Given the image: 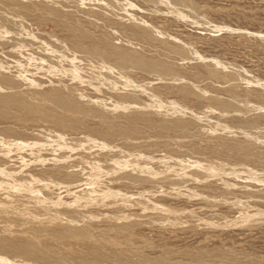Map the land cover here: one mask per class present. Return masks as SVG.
I'll list each match as a JSON object with an SVG mask.
<instances>
[{
  "label": "rangeland",
  "instance_id": "rangeland-1",
  "mask_svg": "<svg viewBox=\"0 0 264 264\" xmlns=\"http://www.w3.org/2000/svg\"><path fill=\"white\" fill-rule=\"evenodd\" d=\"M110 1L113 3L111 9L105 8V0H0V6L10 5L20 10L28 24V30L22 33L18 42L14 40L13 30L0 31V36L6 32L0 45V75L15 76L18 81L22 78L32 87L42 90H55L59 88L60 76L43 74L51 71L49 56L54 53V59L72 62L70 58L78 48L87 50L94 45L91 40L75 39L70 26L75 25V31L78 30L76 35L81 31L97 39L104 35L114 46L144 54L149 53L151 44L136 40L133 30L147 28L164 40L180 43L193 53L195 62L175 61L184 73L197 71L204 79V71L198 70L196 64H214L223 74L237 77L235 95L249 101L262 97L264 104V0H188L195 6L198 17L190 16L168 0ZM154 46H161V43L156 42ZM101 52L106 53L107 49L103 47ZM91 57L94 59L95 56ZM73 61L67 80L63 83L65 94L71 96V88L80 86L83 91L78 96L74 95L76 99L96 109H104L116 120L121 119L119 115L123 110L129 109V97L139 99L144 106V109L132 107L134 114L149 111L148 114L157 124L165 119L174 120L179 114H191V110L185 107L188 102L192 108H202L200 116L205 125L226 128L242 141L255 140L257 149L264 152V138H251L249 133L236 126L238 116L218 112L207 101L200 106L194 97L186 101L175 85L166 86L141 71L125 75V79H136V83L128 87L102 84L94 78L89 68L81 66L76 59ZM95 65H103L105 69H110V74H114V66L110 63ZM146 83L150 85L148 90L145 89ZM214 86L209 90L207 88L211 95L228 97L225 90ZM112 97H123L122 104L109 99ZM41 104L68 120L70 126H64L61 130L66 139L82 138L87 143L106 149L100 158L103 164L113 163L115 155L124 152L121 143L115 150L106 141L101 142L82 129L71 127L73 122H81L91 128L103 127V123L90 116L57 110L49 100H43ZM0 106H4L8 112L5 118H0V133L10 130L21 141L22 136L27 134L51 137L55 133L54 123L50 121L19 119L17 108L6 103ZM163 108L169 110L173 118L162 116L160 111ZM252 112L249 118H258L264 115V108ZM121 125L124 126L125 122H121ZM260 125L264 128V118ZM150 136L154 141L167 142V138L156 135V128L150 130ZM21 144L13 150L0 142V164L10 162L17 167L24 166L31 173H49L54 177L56 201L73 204L78 191H103L82 207L97 208L101 214L99 220L81 224L65 221L63 224L72 229L86 230L91 234L92 244L110 256L116 252L139 260L166 257L173 263H189L191 256L201 255L206 264H264V198L260 197L264 193V167L229 163L232 161L231 153L225 158L227 163L217 166L220 159L217 151L223 148L216 141L195 140V147L208 159V163H202L199 154L189 157L183 151L180 152L181 159L173 163L169 152L155 150L150 145L139 149L136 155L126 154L132 170L140 167V158H137L140 154L144 162L158 164L177 175L185 170L191 176L185 185H171L157 180L154 186L118 181L113 176L101 174L95 180H84L77 186H71L65 179L62 166L74 163L80 158L81 151L89 149L70 148L62 141L52 147H39L30 142ZM111 196L125 202L123 216L126 222L133 224V242L130 245L124 244L126 234L119 233L113 224L116 210L99 207L102 197L111 199ZM138 200L163 206L166 216L178 218L180 224L163 226L155 213L136 203ZM189 216L197 217V223L190 221ZM256 218H260L261 222L256 223ZM220 219L228 224H211ZM106 238L116 240L117 244L108 246ZM63 248L80 258L92 253L83 237L65 242Z\"/></svg>",
  "mask_w": 264,
  "mask_h": 264
},
{
  "label": "bare ground",
  "instance_id": "bare-ground-1",
  "mask_svg": "<svg viewBox=\"0 0 264 264\" xmlns=\"http://www.w3.org/2000/svg\"><path fill=\"white\" fill-rule=\"evenodd\" d=\"M168 1L173 2L178 9L187 11L190 16L195 17L197 15L195 6L188 0ZM112 7L113 3L110 0H105V8L111 9ZM0 26L1 32L13 30L15 32L14 40L17 42L21 40L22 33L28 30V24H26L23 15L20 14V10L18 11L16 7L10 5L0 6ZM70 28L77 36H73L75 39L91 40L94 43L87 50L78 48L70 61L74 62L73 60L76 59L81 66L89 68L98 82L115 87H128L130 84H135L136 79H125V75L135 71L144 72L147 76L157 78L166 86L175 85L178 92L186 97V101H190L194 97L200 106H202V102L207 101L218 112L235 114L238 116L235 125L242 131L249 133L254 139L264 138V128L260 125L264 115L258 118H249L251 111L254 113L264 108L263 98L258 97L257 100L253 101L239 98L234 92L237 77L233 74H223L219 67L214 64H196L198 70L204 71V79L199 76L197 71L184 73L179 65H176V62H195V58L193 53L180 43L164 40L157 33L147 28L134 29L136 40L151 44L149 53L144 54L114 46L104 35L99 39L92 38L85 31L76 35L78 30L75 31V25L70 26ZM5 34L6 32L4 36H0V45L5 39ZM156 42H160L161 46H154ZM103 47L107 49L106 53L101 52ZM91 55L95 56L94 59H91ZM54 58V53H52L48 58L51 71H45L43 74L45 76L48 74L60 76L59 88L42 90L32 87L22 78L18 81L15 76L1 74L0 104L6 103L17 108L19 110L17 118L19 119H42L54 123L55 133H52L51 137L27 134L22 136L23 140L21 141L10 130H4L0 133V142L6 143L13 150L18 148L19 143H22L21 146L30 142L39 147H52L61 141L70 148L89 149L81 151L80 158L74 163L63 164V173L69 185L77 186L84 180H95L99 174L107 177L113 176L118 181L122 180L132 184L147 183L148 186H154L157 180H163L171 185H185L191 178L187 171L181 170V175L174 174L158 164L144 162L145 160L141 159L140 156L142 155L140 154H138L139 157L137 155V158H140L138 160L140 167L132 170V164L127 161L126 154L134 153L136 155L135 152L143 150L146 145H150L155 150L164 149L169 152L173 163L177 159H181V151L189 157L199 154L201 155L200 161L208 163V159L198 152L194 145L197 139L216 141L223 148L217 151L220 158L217 166L227 163L225 158L227 154L231 153L233 156L229 163L264 167V152L257 149L255 140L242 141L236 135L230 134L226 128H211L205 125L200 116L203 111L202 108H192L188 102L185 103V107L191 110V114H179L174 117V120L165 119L158 124L148 114L149 111L134 114L132 107L144 109L142 102L137 98H128L127 107L129 109L120 113V120L110 117L104 109H96L91 104H83L80 99H76L74 96H78V93L83 91L80 86L71 88L69 91L71 96L65 94L66 89L63 83L66 82L73 63L65 60L62 62ZM97 63L112 64L114 74H110V69H105L103 65L96 67L95 64ZM116 73L118 74L115 76ZM212 86L225 90L228 97L221 98L211 95L208 90ZM149 88L150 85L147 84L145 89L148 90ZM109 99L121 105L123 97ZM43 100H49L57 110L61 109L64 112L71 111L77 115L90 116L97 122L103 123V127L91 128L81 122H73L71 127L80 128L84 133L101 142L106 141L115 150L117 145L121 143L124 152H118L113 163L103 164L100 158L105 154L106 149L99 148L94 143H87L82 138L66 139L61 130L64 126H70L68 120L62 114L58 115L43 107L41 104ZM160 113L166 118H173L169 110L167 111L165 108ZM7 115L8 112L4 106H0V118H5ZM121 122H125V125H121ZM152 128H156V135L167 138V142L154 141L150 136ZM201 178H204L203 174ZM53 187L54 177L49 173H31L25 170L24 166L17 167L10 162L0 164V264H206L201 255L190 257L188 254L189 263H173L166 257L157 260L146 258L139 260L116 252L113 256L108 255L102 248L92 244L91 234L86 230L72 229L63 224L65 221L81 224L99 220L101 214L97 208L82 207L96 199L97 194L103 191H78L75 194V202L66 204L56 201V191ZM260 197L264 198V193ZM106 198L102 197L103 201L100 202L99 207H112L116 210L117 216L113 220V224L119 233L126 234L124 244L130 245L133 242L131 234L133 224L126 222L123 216L122 207L125 202L114 196H111V199ZM137 202L142 208L155 213L163 226L177 225L181 222L178 218L167 217L166 209L163 206L148 201L138 200ZM188 218L193 223H197V217L189 216ZM255 222L260 223L261 219L256 218ZM211 224L226 226L228 223L226 220L220 219L211 222ZM78 237H83L86 245L90 247V252H92L90 256L76 257V253L68 252L63 248L65 242L73 241ZM106 244L111 247L116 245L117 241L106 238Z\"/></svg>",
  "mask_w": 264,
  "mask_h": 264
}]
</instances>
